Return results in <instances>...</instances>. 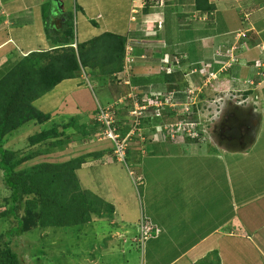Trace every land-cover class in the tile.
Returning a JSON list of instances; mask_svg holds the SVG:
<instances>
[{
	"label": "rangeland",
	"instance_id": "rangeland-1",
	"mask_svg": "<svg viewBox=\"0 0 264 264\" xmlns=\"http://www.w3.org/2000/svg\"><path fill=\"white\" fill-rule=\"evenodd\" d=\"M49 2L47 1V4ZM68 2L69 12H74L76 33L77 28L83 29L82 20L88 19L89 27L86 28L89 37H97L103 34L101 29L106 28L110 29L111 32L116 30L125 34L131 20L137 19V16L131 13L132 0H72V2L70 0ZM193 3L194 0H140L138 4L141 6L135 7V10L138 9L145 15L146 11L142 10H146V6L164 5L162 8L168 10L173 16L172 22L167 21V24L170 30L176 29L178 32L176 38L180 37L181 39L179 44L172 40L173 52L167 50L161 56L159 50L163 45L162 41L154 42L149 40L151 38L146 37L145 23L135 25L128 33L129 39L136 41V43L133 42L135 45H132V51L129 47L132 52L129 66H132V69L125 70L118 75L121 79L117 77L118 84L113 86V91L115 96L118 95L119 98L124 96L122 99L125 100V103L122 107H126L125 104L131 105L130 99L135 98L138 108L144 109L145 106L148 109L144 113L143 120L140 121L142 124L139 133L131 137L128 150L124 151L123 157L119 153L115 157L110 151L104 154L102 150L93 153L98 156L87 153L91 150L87 146L93 142V137L97 136L98 132L102 135L94 141L109 142L107 145H110L112 150H114L113 147L116 148V145L113 139L108 136L109 134H106L108 129L104 128V122L98 116V102L106 105L112 98L107 97L109 93L101 88L99 81L92 79L91 76L88 77L85 73L81 76L82 80L64 81L55 90L45 94L35 102L42 111L50 112L55 107L61 106V100L67 91L71 90L74 85L78 88V83L83 82L84 86L79 85L77 95L82 93L84 100L76 102V97L68 98L70 102L81 105L80 111L74 107L67 108L68 104L65 103L61 106L62 113L53 112L49 121L28 122L15 132L2 138L3 145L11 150L12 157L14 159L22 158L18 169H24L37 162H62L81 154H89L90 157L80 169V174L77 173L82 187L95 194H102V196L111 198L110 203L117 207L119 216L124 218V220L121 218L115 220V215L94 216L91 221L83 225L82 229L77 231L76 228H72L71 231L67 230V232L62 228L42 227L38 222V228L12 237L11 245L13 250L19 254L21 264H167L174 256L164 245L159 246V250L153 257L150 256L148 244L153 237L148 238L144 244L135 241V237L139 234L141 219L146 218L150 219L152 223L157 222L154 217L155 212L163 209L161 205H145V183L149 180V174H155L160 179L169 181L165 188L166 191L169 190L172 181H181L179 188L183 192V185H186L190 190H194L196 187L195 181L191 178V173L201 168V172L206 175L207 182L211 183L212 177L216 176L211 173L209 168L217 169L218 167L219 172L214 180L216 182L220 179L223 180L225 184L224 194L227 192L233 194L234 190L241 194H251L254 189L261 186L260 184H262L260 190L264 189V55L258 65H255L258 68L260 66V70L257 73L255 71L247 72L248 75L246 76L241 71L243 67L240 65L242 64L240 60L234 64L232 63L234 60L232 54L226 56L217 49L220 43L228 48L238 46L235 52L233 51L238 54L251 44L264 43V0H216L218 11L201 13V16L197 14L198 18L209 20L208 25L203 29L200 28L205 36H209L205 39H202L205 36L200 38L199 33L194 31L198 26L192 21L196 18V13H187L190 11L188 7H191ZM218 6L230 9V12L233 10V12L239 13L242 21L248 17L254 23L256 22L255 26L260 34L247 33V36L243 33V28L228 32L223 25L222 12ZM184 7H187L188 11ZM48 8L51 12V5ZM54 8L58 10L55 4ZM30 15L33 18L31 17V23H27L26 30H24L29 39L20 31L14 32L16 37L21 36L22 42L18 40L21 44L20 48L28 50L30 46L27 43H30V37L34 35L33 32H37L39 36L35 35V42L31 44V47L48 50L45 48L49 46L46 37L48 38L49 35L55 37V33L49 32L47 36V31L44 28L45 22H43V7L30 12ZM175 16H179L178 19L181 18L179 26ZM247 23L245 21V25ZM51 26H54V23L49 27ZM248 26L249 24L246 25V28ZM14 27L20 28V24H15ZM115 27L117 28L115 29ZM182 29L184 33H180ZM225 30L226 32L222 34ZM240 34L246 35V37L239 38ZM155 36L157 37V35ZM180 47L181 50H176ZM208 48L214 49L215 55H212L213 51L206 54L205 51ZM21 49L16 51L13 60L23 57ZM224 50L226 51V49ZM174 51L180 53L175 55ZM198 54L200 57L196 59ZM0 56L1 68L9 56H5L4 53H1ZM136 65L149 68H137L139 69L137 71ZM205 69L206 72H204ZM233 69L236 70L234 75ZM166 72H175L177 77L183 76L184 81L179 79V85H185L184 88L168 93L165 84H162ZM208 72H213V75L209 76ZM84 89L87 90V93ZM104 97L105 99H103ZM235 105L241 106L242 111L246 110L247 112H245L248 114L251 111H256V116L259 119L256 136L253 142L248 143L245 148H238L235 145L225 146L216 138L215 133L217 132L214 133L213 131L214 128H218L223 119H229V115L234 112ZM159 107V112L162 114L157 117L153 113L158 112L157 108ZM186 108L193 109L195 113H186ZM65 109L68 111L65 112ZM82 109L84 111H81ZM123 111L120 106V109H117V116L119 114L118 121L123 123V128H125L124 126H130L131 115ZM72 117L75 120L73 124H70ZM232 118L233 121H227L228 125L224 127V130H235L240 126L241 122L237 115L233 114ZM170 119H174L172 122H175L174 124L184 125L183 128H185L186 133L178 131L174 134L171 132L172 129L177 128L168 125ZM95 120L100 121L95 124ZM51 127H56L59 133L65 132L64 135H59L53 139V142L58 143L57 145L53 147L47 142L31 144L32 136H36L42 130ZM156 127L158 128L156 129ZM187 132L192 136L188 137ZM173 134L174 140L171 136ZM121 137L123 136L121 135ZM220 139H225L224 135H221ZM30 144L34 147L30 148ZM186 148L189 150L186 151ZM170 152L172 153L171 157L175 159H172V163L169 164L170 161L165 155ZM143 153L145 156L142 158ZM117 158L118 161H116ZM123 158H126V161ZM190 161L200 163H196L197 168L195 169L189 165ZM109 164L115 165L103 166ZM121 166L123 169L120 168ZM178 171L183 173L182 180L181 176L178 179L174 177ZM140 175L144 178L143 181L138 179L141 177ZM187 176L188 178H186ZM181 191L178 194H182ZM218 192L215 189H207L203 194H218ZM178 194H171L170 202H176L180 198ZM203 194H196L197 199L201 197L208 200L209 197ZM10 195L11 191L4 185L3 171L0 169V206L6 203V199ZM196 196H194V200H196ZM263 209L264 206H262ZM24 212L23 205H18L17 213L19 216H23ZM252 214L257 218L253 223L260 225L258 229L264 227V215L258 218V213L253 212ZM247 218L253 217L247 216ZM17 223V220L12 216L5 219L0 217V234L17 226ZM251 229L252 227L249 228L248 225V229L244 230L249 234L247 241H232L233 244L229 248V253L233 259L230 264H264V230L255 235ZM239 232L242 234L241 229ZM4 239L6 238L4 237ZM0 242H3L2 238ZM206 258L213 260L216 264L218 262L217 258L210 252L197 262L190 263L187 261L188 258H184L177 264H201L202 260Z\"/></svg>",
	"mask_w": 264,
	"mask_h": 264
},
{
	"label": "trees",
	"instance_id": "trees-1",
	"mask_svg": "<svg viewBox=\"0 0 264 264\" xmlns=\"http://www.w3.org/2000/svg\"><path fill=\"white\" fill-rule=\"evenodd\" d=\"M48 7L49 4L43 8V22L47 34L52 32L49 27L52 25L49 24L52 11L50 12ZM194 8L201 13L217 10L216 4L211 3L210 0H194ZM65 12L61 27L63 32L55 34V37L49 36L53 43L50 49H41L13 60L16 53L14 47L12 52L7 54L8 60L3 62L0 68V169L3 171L4 185L11 191L6 203L0 206V217L5 219L12 216L18 222L17 226L0 234V239L3 240L2 243L0 242V264H21L19 254L11 245L12 237L38 228V222L42 227L62 228L66 232L76 228L78 231L94 216H112L115 213V206L112 203L82 187L77 173L90 157L89 154H81L62 162H37L24 169H18L22 158L14 159L11 150L2 143L4 136L10 135L28 122L49 121L56 108L50 112L42 111L35 102L55 90L63 81L82 80L81 76L84 73L99 81L101 88L109 93L107 97L112 98L106 105L98 102V110L100 106L110 108L113 116L115 115V125L120 129L123 137L133 128L135 122L131 116L130 126L123 128V123L118 121L117 109L121 106L124 113L130 114L136 99L131 98V105L125 104L126 107H122L125 103L122 99L124 96L119 98L113 91V86L118 84L117 77L120 78L118 75L125 71L128 33L104 32L97 37L84 40L79 38L75 31L74 12H69L68 7ZM180 39V37L175 38L174 42H179ZM178 49L181 50V47ZM135 68H143V66L136 65ZM232 73L234 75L236 70L233 69ZM179 79L184 81L183 76L177 77L174 72L164 74L162 84H165L168 93L184 88L185 85H179ZM79 85L84 86L83 82L78 83V88ZM66 100L65 103L70 104L71 107L76 109L81 107L79 103ZM79 100H84L82 93L75 99L76 102H80ZM83 109L81 111H84ZM74 120L75 118L72 117L70 124H73ZM168 121L169 124L175 123H172L174 119ZM98 123L99 121L95 120V124ZM62 134L64 135L65 132L59 133L56 127H51L32 136L30 141L32 145L47 142L54 147L58 143L53 142V139ZM99 135L100 132L94 138L98 139ZM31 144L30 148H33ZM90 153L93 154L95 151ZM110 153H114L112 148ZM20 204L25 209L23 216L17 213ZM211 254L217 258V264H221L218 251ZM201 264L216 263L206 258Z\"/></svg>",
	"mask_w": 264,
	"mask_h": 264
},
{
	"label": "crops",
	"instance_id": "crops-1",
	"mask_svg": "<svg viewBox=\"0 0 264 264\" xmlns=\"http://www.w3.org/2000/svg\"><path fill=\"white\" fill-rule=\"evenodd\" d=\"M47 1H50L49 4L51 5L52 8L49 24L54 23V26H51L50 30L55 34H58L59 32L62 33L63 30L61 27L63 24V17H64L63 14L66 13L65 11L67 9V5L69 4L68 1L70 0H0V55L1 53H4L5 56H8L12 52L14 47L17 48L16 51H19L21 49L20 48L21 46L20 41L22 42L21 36L19 35L20 37H16L14 32L20 31L21 34L26 35L27 33L25 34L24 30H26L27 23H31L30 21L32 16L30 15V12L35 11L41 6L44 8V6L47 5ZM53 1L54 4L57 6L58 10L54 8ZM138 2H140V0H132L133 8L131 13L132 15H136L137 19L134 18V20H131L129 27L126 30V33H129L130 29L131 28L133 29L135 25L140 23H145L146 37L151 38L149 40H153L154 42L162 41L163 45L160 47V50L158 49L160 55L162 56L164 53L167 52V50L173 52L172 40L173 41L175 40L176 34L178 32L176 31V29L170 30L167 24V21L172 22L173 16L169 13L168 10L162 8L164 7V5H151L150 7L146 6V10H142V11H146V14L143 15L138 9L135 10L136 6L139 7L141 6V4H138ZM210 2L216 4V0H210ZM184 8L187 9V7ZM188 8L190 11H188L187 9L188 11L187 13H196L195 14L196 18H194V20L192 21L195 22V25L198 26L194 29V31H197L196 33H199L200 38H202L205 35L203 30H200V28L203 29V27L208 25L209 20L205 18L201 19V17L198 18V16H201L200 15L201 12L195 10L194 3L193 5H191V7ZM219 10H221L222 12V19L224 22L223 24L225 25V28L228 32H232L233 30H238V29L241 30L243 28L242 31L245 34L247 33H251L252 35L260 34L259 30L255 26L256 22L254 23L248 17L246 18V20L242 21V18L240 19L239 13L237 14L233 12V10H231L230 12V9H224L221 7H219ZM216 11L218 10L213 11V13ZM197 14L199 15L197 16ZM28 15H30V17H27ZM178 17L179 16H175V19L178 21V26H179V20H181V18L178 19ZM245 21L248 22L246 25L249 24L248 28H246ZM82 23H83V29L80 28L81 29L80 31V29L77 28V33L79 38H82L84 40H89L93 38V37H89L88 29L86 28L89 27V25L87 24L88 19H83ZM211 23L214 24V22ZM15 24H20V28L14 27ZM160 24L161 27H159ZM116 28L117 27H115V29ZM226 30L223 31L222 34L225 33ZM101 32L104 33L111 31L110 29L106 28L104 30L101 29ZM170 32L171 34H169ZM33 33L34 35H31L32 37H30V43H27L31 49L30 48L28 50L21 49L23 53L22 56L41 50L39 47H34V49L33 47H31V44L35 42L34 41V39L36 38L35 35L39 36L37 32H33ZM113 33H120V32L113 30ZM180 33H184V30L182 29ZM48 35L49 34H47V36ZM155 35H157L158 38ZM49 36L48 38L46 37V40L49 41V46L45 47L47 49H50L53 46V43L50 40ZM162 37H164L163 40ZM207 37L209 36H205L202 39H205ZM133 42L136 43L134 39H129L128 44L134 46L135 44H133ZM179 43L180 41L179 42L176 41V44ZM177 47L179 46L177 45ZM220 47L221 50H223V52L225 53L226 51L224 49H226V47H224V45L221 43L219 44V48ZM176 50H178V48H176ZM212 51H213L212 55H215L214 54L215 50L212 48H208V50L205 51V53L207 54ZM174 52L178 54L177 51ZM239 55L241 56V62H242L241 65L243 67L241 71L245 73L246 76L248 75L247 72L250 71H255L257 73L260 70V66L258 68L255 65H249V63L256 61L260 62L263 59L264 43L258 42L257 44L256 43L253 45L251 44L249 47H246L243 51H241L240 54H238L237 56ZM199 57L200 54H198L196 59ZM0 60H1V56H0ZM144 67L146 69L149 68L143 66V68ZM73 88L67 91L66 95H63V99L61 100L62 103L61 106H63L67 101L66 99H68L71 96L79 98V95H77L79 88L77 89L75 85ZM61 106L55 107L56 114L57 112H61ZM67 108H71V105L68 104ZM67 111L68 110L65 109V112ZM94 139L95 138L93 137V142H90L89 145L87 146V148L88 147L91 148V150L88 151L87 153H90L92 151H95V153H97L101 150L104 151L103 152L104 154L109 153L111 149L110 145H107L109 142L106 143L103 141H97V140L94 141ZM144 150L143 152H146ZM188 150L189 149L186 148V151ZM171 154L172 153L170 152L165 155V157L170 161L169 164L172 163L171 162L172 159H175L171 157ZM144 156L145 154H143L142 158ZM98 162L100 161L98 160ZM183 163L185 164L186 162ZM196 163H200V162L190 161L189 165L192 168L196 169L197 168ZM87 164L89 165V163ZM110 165H115V164H109L103 166L106 167ZM223 167L225 168V166ZM120 168L123 169L122 166ZM217 169L214 167L209 168V170H211V173L216 176V177H212L213 181L211 183L207 182V179L205 178L206 175L203 172H201V168L198 171H194V173H191V178L195 181L196 187L194 190H190L186 187V185H183V192L179 188V183L181 181L179 182L177 180V182H174L171 180L172 183L169 186V190L166 191L165 188L168 186L169 181H164L162 178L160 179V177H158L155 174H149L148 176L149 180L146 181L145 183V189H146L145 205H151V206L161 205V207H163L161 211L155 212L154 215L157 222H154L153 224L156 225V227H158L161 230L160 232L161 235L159 234L158 237H153V239L149 241L150 243L148 244V251L151 257H153V255L156 254V251L159 250V246L164 245V247L169 250L170 254L174 256L167 264H177L178 262L182 261L184 258H188L187 261L190 263L197 262L203 257H205V255L214 251H218L222 264H230L231 260L233 259L229 253L230 251L229 248L233 244L232 241H238V240L247 241L249 239V234H247V232L245 231L248 229V225L249 228L250 226L252 227L251 230L255 233V235H258L259 231L261 232L262 230H264V227L258 229L260 225L258 226L257 224L253 223L254 220L257 218L255 217L254 214H252L253 212H255V214L258 213L259 214L258 218L261 215H264V209L262 210V206H264V203H262L264 201V189L260 190L262 188V184H260L261 186L259 188L254 189V191L252 192L253 194L252 193L241 194V193H237V191L235 190L233 191V194H231V192H227L226 194H224L225 184L223 180L220 179V181L218 182L214 180L215 178H217V173L219 172V170ZM78 173L80 174V170L78 171ZM180 176L182 180L183 173L178 171L174 177L175 179H178L180 178ZM186 178H188V176ZM141 179L143 181L144 178L141 176ZM207 189H212V190L215 189L219 192L218 194H203ZM179 191H181L182 194H178ZM171 194H178L180 195V198H178L176 202L175 201L170 202V200L172 199ZM196 194H203L205 196H208L209 198L208 200L207 199L205 200V198H201V197L197 199ZM98 195L104 198L105 200H107L108 202H110L109 200H111V198L105 195L103 196L102 194L101 195L98 194ZM194 196H196V200H194ZM151 212L153 213V211ZM167 212L168 214L166 215ZM114 215H115V220L118 218L124 220L122 216H119V213L117 212V207H115ZM247 216H252L254 219L253 218L248 219ZM176 219L177 221L175 222ZM137 222H139L138 219ZM240 229L243 235L239 232ZM136 238L137 236L135 237V239Z\"/></svg>",
	"mask_w": 264,
	"mask_h": 264
},
{
	"label": "built area",
	"instance_id": "built-area-1",
	"mask_svg": "<svg viewBox=\"0 0 264 264\" xmlns=\"http://www.w3.org/2000/svg\"><path fill=\"white\" fill-rule=\"evenodd\" d=\"M130 55H131V52L129 49L127 51V54H126V65H125L126 71H128L131 67V66H129L131 63V56ZM136 104H138V103H135L133 110L130 112V114L136 118V125L135 126L138 125V117L144 115L145 111L148 109V107L146 108L145 106H144V109H140V108H138V106H136ZM98 114H99L98 116L100 117V120L104 122L103 123L104 128L106 130L108 129V133L106 131V134L107 135L109 134L108 136L111 139H113V141L116 145V148H115L116 154L119 153L123 157V155L125 154L124 151L126 150V147H127V142H126V138H120V135L118 133V127L115 125L116 121H115V118L113 116V113L111 112L109 107L100 106ZM159 115H160V112L157 113V116H159ZM170 127H172V128L176 127L177 128V129L174 128L171 130V132H173L174 134L178 133V131H180V132L185 131V128H183L184 125L182 126L181 124L180 125L179 124H171ZM174 134L171 135L173 138H174ZM152 230H153V226L151 224H148L147 222H143L142 227H141L142 240L147 239ZM156 232L159 233V229H156Z\"/></svg>",
	"mask_w": 264,
	"mask_h": 264
},
{
	"label": "flooded vegetation",
	"instance_id": "flooded-vegetation-1",
	"mask_svg": "<svg viewBox=\"0 0 264 264\" xmlns=\"http://www.w3.org/2000/svg\"><path fill=\"white\" fill-rule=\"evenodd\" d=\"M178 72V71H177ZM175 73V72H174ZM181 73V72H180ZM179 73V74H180ZM186 74V73H185ZM184 74V75H185ZM241 106H238V105H235L234 106V112L233 114H236L237 115V118L238 120H240L241 124L239 127H237L235 130H224V127L227 126V121H230L232 120L233 121V118H232V115H229V119L228 118H225L223 119L220 123V125L218 126V128H214L215 132V135H216V138L219 139V142L220 143H223L225 146H236L238 148H241V147H246V145L248 143H252L255 136H256V132H257V127H258V122H259V119L258 117L254 114L253 111H251L250 114L246 113L245 111H242V108H240ZM235 123V122H234ZM236 124V123H235ZM158 127H156L157 129ZM221 135H224V138L225 139H220V136Z\"/></svg>",
	"mask_w": 264,
	"mask_h": 264
},
{
	"label": "clouds",
	"instance_id": "clouds-1",
	"mask_svg": "<svg viewBox=\"0 0 264 264\" xmlns=\"http://www.w3.org/2000/svg\"><path fill=\"white\" fill-rule=\"evenodd\" d=\"M159 27H161V24H160V26ZM242 38V37H246V35H241L240 34V36H239V38ZM247 44V43H246ZM129 47H130V49H131V51H132V45L131 44H128L127 45V50H126V54H127V51L129 50ZM225 47V46H224ZM238 48V46H235L234 48H228V47H226V51L227 52H223V50H221V47L219 48V46H218V48L217 49H219L220 51H221V53L222 54H224V55H227V56H230L231 54V56H233V58H234V60H233V62L232 63H234V64H236L239 60L241 61V56L239 55V56H237L238 54H240V53H234L235 52V50ZM241 50H243L242 48H241ZM130 51V52H131ZM234 51V52H233ZM132 53V52H131ZM234 53V54H233ZM167 56H169V55H167ZM142 57H144L145 58V56H142ZM170 57V56H169ZM177 58V57H176ZM258 62L259 61H256V62H252V63H249V65H258ZM216 63H219L218 61H216ZM239 64H240V62H239ZM125 65H126V58H125ZM155 66H156V64H154ZM241 65V64H240ZM234 66V65H233ZM132 69V66L130 67V70ZM204 72H206V69L204 70ZM214 72V71H213ZM213 72L211 73V72H208V75L209 76H211V75H213ZM157 110H158V112H159V110H160V107L159 108H157ZM186 110H187V112L186 113H195V111L193 110V109H189V108H186ZM197 110V109H196ZM158 112H156V113H153V114H155L156 116H157V113ZM161 112H160V115L159 116H161ZM254 114L255 115H257L256 114V111H254ZM131 115V114H130ZM190 115V114H189ZM159 116H157V117H159ZM131 117L133 118V120H134V125H133V128L128 132V134L125 136V137H121V131H120V129L118 128V133H119V135H120V138H126V142H127V147H126V149L128 150V145H129V140H131V137H133L134 135H136L137 133H139V130L141 129V127L139 126V123H140V121L141 120H143V117H144V115H142V116H140V117H138V125L137 126H135L136 125V118L135 117H133L132 115H131ZM142 123H140V125H141ZM169 126L171 125V124H168ZM139 126V127H138ZM167 127V126H166ZM182 133V132H181ZM183 133H186V130L185 131H183ZM188 133V137H191L192 135L189 133V132H187ZM101 135H102V133H101ZM100 136V135H99ZM104 136V135H103ZM135 138V137H134ZM173 138V137H172ZM148 140H149V138H148ZM173 140H174V138H173ZM114 148V151H115V147H113ZM147 153V152H146ZM127 154V153H126ZM143 154H145V153H143ZM113 155L115 156V157H117V154H116V152H114L113 153ZM112 155V156H113ZM125 161H126V158L124 159ZM116 161H118V158H117V160ZM123 162V161H122ZM138 179H140V180H142L141 179V177H138ZM143 222H147L148 224H151L152 226H153V230L150 232V235L148 236V238H151V237H158L159 236V234H160V232H161V230L158 228V227H156V225H154L152 222H150V220L149 219H146V218H142L141 219V221H140V223H139V234L137 235V238L135 239V241H137V242H140V243H142V244H144L145 243V241L148 239H145V240H142V231H141V227H142V223ZM156 229H159V233H157L156 232Z\"/></svg>",
	"mask_w": 264,
	"mask_h": 264
}]
</instances>
